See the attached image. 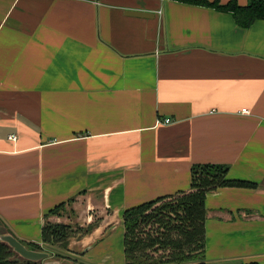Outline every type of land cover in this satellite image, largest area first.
I'll use <instances>...</instances> for the list:
<instances>
[{
	"label": "crops",
	"instance_id": "crops-1",
	"mask_svg": "<svg viewBox=\"0 0 264 264\" xmlns=\"http://www.w3.org/2000/svg\"><path fill=\"white\" fill-rule=\"evenodd\" d=\"M197 164L252 183L206 192L204 261L264 263V19L181 0H0V237L45 249L63 204L92 225L69 249L125 264L122 212L189 192Z\"/></svg>",
	"mask_w": 264,
	"mask_h": 264
},
{
	"label": "trees",
	"instance_id": "trees-1",
	"mask_svg": "<svg viewBox=\"0 0 264 264\" xmlns=\"http://www.w3.org/2000/svg\"><path fill=\"white\" fill-rule=\"evenodd\" d=\"M184 2L209 5L219 10L230 12L235 21L246 27L254 20L264 19V0H249L247 4L240 5L236 0H228L219 3L217 0H181ZM227 167L218 164H197L191 168L190 191L178 196L175 202L162 203L153 209V206L166 199L159 197L155 200L141 203L126 208L122 212L124 225V255L125 264H207L204 261L202 251L204 248V220H205V194L218 187L230 186H252V183L242 180H231L226 177ZM63 204H58L48 213H56ZM152 209L157 211L152 212ZM149 210V211H148ZM161 210H167L164 215ZM151 211V212H150ZM179 213V214H178ZM159 215H163L160 216ZM154 220L163 227L179 233V237L173 240H165V233L158 230L151 231L140 236V226ZM171 221L178 222L171 226ZM188 221L189 226L184 222ZM92 225H88V231ZM82 231L77 226L76 230L63 223L45 222L42 228L41 239L44 243L56 246L67 247L71 233ZM152 235H151V234ZM83 234V233H82ZM22 242V241H21ZM31 249H41L34 243L22 242ZM164 251L161 256L153 255L155 252ZM11 247L5 242H0V264H40L38 261L22 258L18 263L10 258ZM201 256V259L197 257ZM88 264V263H83ZM244 264H264L248 262Z\"/></svg>",
	"mask_w": 264,
	"mask_h": 264
},
{
	"label": "rangeland",
	"instance_id": "rangeland-1",
	"mask_svg": "<svg viewBox=\"0 0 264 264\" xmlns=\"http://www.w3.org/2000/svg\"><path fill=\"white\" fill-rule=\"evenodd\" d=\"M178 196H181V195H178ZM178 196H174V197H171V198L163 199L162 201L156 203L153 206V209L156 206H158V205H160L162 203L175 202L174 204H176L177 203L176 200H177V198H179ZM153 209H152V212L157 214V211H155ZM161 213L164 215L165 213H168V211L167 210H161ZM51 215H55V216H58V217L61 216V218H63L64 221H59V222L46 221V222H49V223H63V224L69 225L70 228H72L73 230H76V227L79 226L78 225V221L73 218L75 216V211L71 207H69V208L68 207H62L56 213H51ZM163 215H159V217L163 216ZM122 223H123V221H122ZM176 223H178V222L171 221V226L173 224H176ZM184 224L189 226V222L188 221H185ZM86 227L87 226L83 225L82 226V231H75V232L71 233V235H70L71 238L70 239L77 238V237L80 238V237H82V235L85 236L88 233V231H85ZM123 227H124V225H123ZM156 229L160 233H165V237H166L165 240L169 241V240H173V239L179 237V233H177L176 231H173L171 229L169 230V229L163 227L162 224L161 225L159 223L157 224V222H155L154 220H151L149 222V224L148 223L141 224L140 231L142 233H140V236H144L145 234L147 235L148 232H150V231L152 233H154L153 231L156 230ZM0 242H3V241L0 239ZM25 246L27 247V245H25ZM27 248H29V247H27ZM44 248L45 249H33V250L43 251V252L47 253V257L46 258H43L42 260H38V262H40V264H83V263H86V261H85L86 258H80L79 255H77L74 251H72V249H69L68 246L67 247H62V246H54V245H48L47 244L46 246H44ZM29 249H31V248H29ZM11 251L12 252L10 254L11 255L10 258L12 260L17 261L18 263H21L22 262V257L18 253H16L12 248H11ZM164 254H165V252L161 250V251H158L157 253L155 252L153 255L159 257V256L164 255ZM197 258L201 259V256H198Z\"/></svg>",
	"mask_w": 264,
	"mask_h": 264
},
{
	"label": "water",
	"instance_id": "water-1",
	"mask_svg": "<svg viewBox=\"0 0 264 264\" xmlns=\"http://www.w3.org/2000/svg\"><path fill=\"white\" fill-rule=\"evenodd\" d=\"M131 14L144 16L146 13L140 11H133ZM0 239L3 242L7 243L16 253H18L24 259L38 261L47 257L46 252L29 249L21 241H19L12 235H2Z\"/></svg>",
	"mask_w": 264,
	"mask_h": 264
},
{
	"label": "built area",
	"instance_id": "built-area-1",
	"mask_svg": "<svg viewBox=\"0 0 264 264\" xmlns=\"http://www.w3.org/2000/svg\"><path fill=\"white\" fill-rule=\"evenodd\" d=\"M242 112H246L245 109L242 110ZM158 122H164V123H169L170 120L168 118L163 119V121H161L160 119H158ZM11 139L15 140L16 137H14L13 135L10 136Z\"/></svg>",
	"mask_w": 264,
	"mask_h": 264
}]
</instances>
